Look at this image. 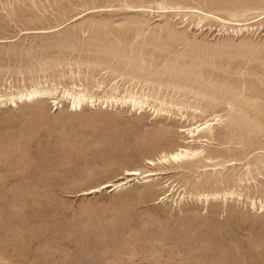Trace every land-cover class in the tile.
<instances>
[{"label":"rangeland","instance_id":"obj_1","mask_svg":"<svg viewBox=\"0 0 264 264\" xmlns=\"http://www.w3.org/2000/svg\"><path fill=\"white\" fill-rule=\"evenodd\" d=\"M32 88L0 105V264H264V0H0V96Z\"/></svg>","mask_w":264,"mask_h":264},{"label":"bare ground","instance_id":"obj_2","mask_svg":"<svg viewBox=\"0 0 264 264\" xmlns=\"http://www.w3.org/2000/svg\"><path fill=\"white\" fill-rule=\"evenodd\" d=\"M98 11H99V9H98ZM191 13L205 15L206 17L214 18V19L222 21V22L225 21L220 17H217V16L209 14V13H205V12L198 10V9H193L191 11ZM53 92H55V91L32 88V89H28V90H25L23 92H20L16 95L5 96V97L0 96V105H5L8 103H10L12 105H17L18 102L33 101V100L38 99V98L51 96L54 94ZM62 98H69L70 99L71 108L74 111L82 110L83 106H85L87 104L97 105L96 103H99V104L105 106V108H108L109 106H114L115 104H119V103L128 104L129 102L132 104V106L134 108L138 107V106H139V108H142V106H143V102H138V100L132 95H130L128 97H123L121 99H117L116 97H109V98H106L104 101H102V100H99L98 98L96 99L94 96L88 94L84 89H79V90H75V91L65 90L63 92ZM162 113H163V111H162ZM214 125L215 124H213V123L206 122L204 124H201L199 126L197 125L193 128L187 129L185 131L188 132L189 134H191L192 138H195V137L199 138V137H201L202 134L212 133ZM204 141L209 142V140H204ZM200 142H202V140ZM204 153H205V150L202 148H192V147H184L183 148L182 147V148H178L174 152H171V153L169 152L168 154H165L158 161L160 163L175 164L177 166V168L178 167L182 168L184 165H187V164L190 165V164L200 163L203 161L205 162L207 160L209 161V158L207 156H205ZM148 164L153 166V165H155V162L153 160H148ZM153 174H154L153 172H149L148 174L143 175L138 170H131V171L129 170L128 171V176H132V177L133 176H142V175L145 177H150ZM204 184H207V183L204 182ZM123 185H124V183H122V184L109 183V184H105V185L101 186L100 189H113L115 191L116 189L123 187ZM94 191H98V190L94 189ZM215 197H217V195H212V196L205 195L203 198L206 202H209L211 200V198L215 199Z\"/></svg>","mask_w":264,"mask_h":264}]
</instances>
